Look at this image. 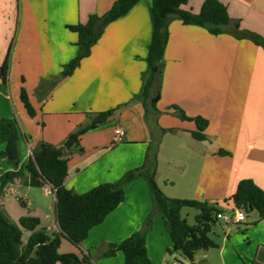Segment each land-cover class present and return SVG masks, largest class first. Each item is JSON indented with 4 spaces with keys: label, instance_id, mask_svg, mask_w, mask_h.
<instances>
[{
    "label": "crops",
    "instance_id": "0c3cea01",
    "mask_svg": "<svg viewBox=\"0 0 264 264\" xmlns=\"http://www.w3.org/2000/svg\"><path fill=\"white\" fill-rule=\"evenodd\" d=\"M115 1L0 0V65L13 43L8 84L0 77V119L15 118L19 123L23 135L20 164L24 166L41 143L60 148L69 134L90 123L93 114L89 113L117 109L106 124L83 135V152L69 159L67 189L85 193L118 181L144 164L148 145L156 137L160 140L156 181L168 197L214 202L230 210L232 201H225L241 180L251 179L264 190V49L251 40L230 33L213 35L203 27L172 20L163 57L158 125L154 116L147 121L136 99L148 70L152 0H141L127 15L110 23L73 75L56 80L78 51V36L67 26L85 24L92 14L103 15ZM204 1L189 0L183 8L198 13ZM219 1L240 22L242 31L264 39V0ZM22 86L35 109L34 117L21 102ZM175 105L189 117L208 120L207 139L192 136L196 123L182 120L171 109ZM118 128L122 135H116ZM168 134L169 152L163 155ZM162 161L170 176L162 172ZM0 170L13 167L0 157ZM24 188L30 186L22 178L6 186L0 197L3 213L15 223L26 216L37 217L50 233L58 232L51 186L42 188L54 197L48 207L34 203L31 208L19 196ZM151 209L147 182L139 178L125 188V201L91 229L81 249L63 239L59 251L89 254L96 264H123L121 252L109 258L101 254L110 243L139 231ZM252 214L257 220V213ZM255 228L249 237L254 252H238L247 263L229 251L228 235L219 253L221 264H264V220ZM29 236L24 230L23 239ZM146 242L151 264H164L172 243L161 217L155 218ZM190 263L211 264L207 256L197 259V253Z\"/></svg>",
    "mask_w": 264,
    "mask_h": 264
},
{
    "label": "trees",
    "instance_id": "16d2710c",
    "mask_svg": "<svg viewBox=\"0 0 264 264\" xmlns=\"http://www.w3.org/2000/svg\"><path fill=\"white\" fill-rule=\"evenodd\" d=\"M141 0H117L103 15L92 14L88 21L69 25L67 28L76 33L78 48L76 56L67 63L57 80L73 75L83 59L91 54L92 47L99 41L105 28L115 20L127 15ZM189 0H152L151 18L153 35L148 50V70L144 75L141 90L136 97L140 100L147 121L154 116L158 125L157 108L160 99V89L163 76V57L169 40V24L174 19H180L184 24L196 25L207 29L213 35L224 33L235 34L237 38L249 39L264 49V39L253 32L242 31L240 22L230 17L227 7L219 0H205L200 11L194 13L183 6ZM10 46L6 60L0 65V77L5 85L9 82ZM24 83V78H22ZM20 99L28 115L34 117L36 112L25 87L20 90ZM182 120L194 121L197 130L191 132L197 140L207 139L205 133L208 120L203 117H189L178 106H172ZM117 109L89 113L93 114L89 124L80 127L68 135L60 148H54L44 143L31 151L27 163L21 165V139L23 135L17 119H0V157L10 164L13 170H0V197L4 189L16 179H25L30 187L43 188L50 185L56 197L57 220L60 230L50 233L41 226L39 218L26 216L18 223L12 222L0 208V264H96L89 254L79 256L75 253L59 251L62 240L81 249L89 232L95 226L104 222L106 217L125 201V188L133 181L143 178L148 185L152 198V209L143 227L120 242L110 243L101 254L109 258L121 252L123 264H151L148 254L146 235L156 217H161L165 230L171 239L172 246L167 249L169 255L180 254L187 261L193 262L199 250L219 248L212 237L214 228L220 226L217 214L227 209L218 203L197 199L168 197L156 181L158 167V149L160 140L153 137L149 143L144 164L127 171L118 181L99 184L85 193H76L66 188L65 180L69 173L70 156L83 152L81 139L88 131L106 124ZM166 132L165 129H162ZM221 154H228L220 151ZM27 173V175L25 174ZM234 208L241 209L246 219L254 212L258 218L257 224L264 220V190L253 180H241L230 199ZM192 208L198 211L195 223L190 224L183 217L182 210ZM245 225H249L245 223ZM30 232L25 241L23 231Z\"/></svg>",
    "mask_w": 264,
    "mask_h": 264
},
{
    "label": "rangeland",
    "instance_id": "374dc122",
    "mask_svg": "<svg viewBox=\"0 0 264 264\" xmlns=\"http://www.w3.org/2000/svg\"><path fill=\"white\" fill-rule=\"evenodd\" d=\"M57 80V79H56ZM170 138V134L167 135V138L165 140L164 148L162 150L163 155L168 154V140ZM169 169L165 165V161H162V172L164 174H167V176H170ZM47 190L42 188H34L30 187L29 189H22L19 193V196L23 197L27 202H30L31 208H34L35 204L38 206H50L54 202V197L52 193L46 192ZM13 200H15V197H13ZM35 203V204H34ZM198 213L197 210L192 208H185L183 209V216L187 218L188 222L190 224L195 223V216ZM254 220H256V214H252L249 218L246 219V221L237 227L233 228H227L223 229L222 226H217L214 228V234H212V237L216 240V242L219 244V248L209 249L208 252L206 250H199L197 252V259H202L204 256H207L211 264H221L220 262V250L221 248H224L226 245V240L228 238V235H230V239L227 244V247L232 254H237L238 252H242L244 254L249 252H254L255 250V244L249 243V237L250 234L253 233V229H256V225L254 224ZM245 223H248L249 225H245ZM258 229V228H257ZM232 239V241H231ZM231 242V243H229ZM230 245V246H229ZM227 249V248H226ZM239 257L243 260V262H246V258L238 253ZM238 257V256H237ZM187 263L191 264L189 261H187L183 256L180 254H173L169 255L167 260L164 264H182ZM247 263V262H246ZM249 264V263H248Z\"/></svg>",
    "mask_w": 264,
    "mask_h": 264
},
{
    "label": "built area",
    "instance_id": "2783aa9c",
    "mask_svg": "<svg viewBox=\"0 0 264 264\" xmlns=\"http://www.w3.org/2000/svg\"><path fill=\"white\" fill-rule=\"evenodd\" d=\"M116 135H122V130L120 128L116 129ZM217 219L223 229L236 227L246 220L245 214L241 209L232 208L224 212L217 214Z\"/></svg>",
    "mask_w": 264,
    "mask_h": 264
}]
</instances>
